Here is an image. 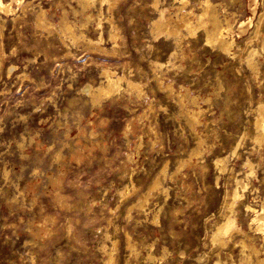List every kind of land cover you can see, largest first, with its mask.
Segmentation results:
<instances>
[{"label": "rangeland", "instance_id": "1", "mask_svg": "<svg viewBox=\"0 0 264 264\" xmlns=\"http://www.w3.org/2000/svg\"><path fill=\"white\" fill-rule=\"evenodd\" d=\"M27 1L26 10L14 3L18 22L3 15L0 27V264H241L242 236L212 242L215 225L229 216L264 253V231L251 230L247 209L264 200V140L255 137L264 21L253 33L264 0L256 14L253 0H213L235 13V26L252 20L245 35L235 33L233 53L208 44L201 30L181 41L155 35L154 0H119L117 48L100 1L86 12L76 0ZM199 1L183 10L198 11ZM160 5L174 18L182 7L178 0ZM40 6L58 29L37 28ZM65 12L78 34L91 14L83 31L102 34L105 49L63 37ZM250 46L259 50L257 72L248 64ZM107 69L142 90L94 103L84 88L104 81ZM188 110L198 112L194 129ZM155 178L163 190L151 189ZM236 179L247 188L231 212Z\"/></svg>", "mask_w": 264, "mask_h": 264}, {"label": "bare ground", "instance_id": "2", "mask_svg": "<svg viewBox=\"0 0 264 264\" xmlns=\"http://www.w3.org/2000/svg\"><path fill=\"white\" fill-rule=\"evenodd\" d=\"M76 1L79 3V5L82 8L81 12H86L87 9L91 7L92 5H94L96 1H100L101 3L100 16L103 15V12H102L103 5L107 7V15L105 18H107V21L109 23V28H110L109 40L112 42L113 48H117L118 46V42H117L118 27L115 24L114 17L112 16V14L119 0H76ZM178 1L181 2L182 7L179 9L178 14L174 18L173 16H171V13L170 14L167 13V9L161 8L160 0H154L152 7L154 6L155 8H157L158 15H159L158 18L152 22V32L155 33V35L158 36L161 34H167V35H172L176 37L178 36V41H181L187 35H195L198 30H201L204 32L205 39L208 44L222 51H225L227 53H233V50L236 47H240V45L237 42V39L235 38L236 36L235 33L237 32L238 36L245 35L248 32L250 25H252V20L250 19L248 21L243 20L239 22L237 26H235V21H236L235 13L227 12V9L224 7L222 3H215L213 0H201L198 3L199 7L197 6L198 11H195L196 5H191V9L186 12L185 10H183V8H185L190 3V0H178ZM14 3H17L20 7L23 6L22 7L23 10H26V8L32 4L31 1H27V0H9L7 2L5 0H0V13L2 14L0 15V27L1 28L7 25V20L5 19L3 15L7 17L13 16L12 23L13 22L16 23L18 22L20 18H22L21 15L18 14L17 8L14 6ZM258 4H259L258 0H253V5H254V7L252 8L253 14L257 13ZM47 9L48 8L45 9V7L43 8L40 6L39 10L37 11L35 23H36L37 28L40 27V28L47 30L48 32H51L52 30L57 28L56 27L57 25H55V23L48 16ZM77 12L78 10H75V13ZM92 18L93 17L91 14L86 13L85 19L81 21V25H80L81 33L78 34L77 29H79V27L77 23L70 21L65 12L62 17L61 26L59 29L61 30L63 37L68 38L73 43H78L80 40H84V42L86 41L87 43L86 45H88V47H94V48H97V50L98 49L103 50L105 48L102 46V42L104 41L102 34L99 36V38L92 39L88 37L83 31V28L87 26V24L90 22ZM263 21H264V13H261L255 25V30L253 31V33L256 34L255 36H258L260 24ZM98 27L99 28L102 27V19H100V21L98 22ZM259 35H261V33ZM261 49L264 51V39L262 40V43H261ZM248 51H249L248 64L254 71L257 72L258 63L255 60V55L259 52V50L250 46ZM156 66L160 67L162 66V64L156 63ZM103 75L105 76V80L101 81L100 84L96 86L88 84L84 88V91H86L90 95L94 103L99 104L101 103L103 98L119 93L122 89L127 90V91H137V92H140L142 90V87L139 83L134 82L132 79L127 78L125 75H122V76L115 75V73L111 71L110 69L105 70L103 72ZM161 88H162V83H161ZM166 89H168L170 93L173 94V96H176L174 95L176 94L174 91V88L171 85L170 86L168 85ZM177 97L179 99L178 103L180 104L181 113H182L183 112L182 110L184 108V99L182 98L181 93L178 94ZM185 97H187L188 100L191 101V103L193 102L196 104L197 102L196 97H191V95H187ZM186 112L184 113L186 114ZM257 113H258V116L255 120L256 121L255 122V126H256L255 137H256V141L261 143L264 140V101H259L258 106H257ZM197 114L198 112H196L195 110H190V111L188 110L186 114L187 122L192 126L193 129L195 128L194 124L198 117ZM193 133L195 132L193 131ZM200 139L201 138H198L199 143H200ZM201 147H202V144H201ZM217 164L220 166V169L222 171L226 170L227 166H226L225 159H218ZM247 165L251 168V171H252L254 166L250 160L247 162ZM155 180H153V182ZM246 188H247V183L245 182L244 179H236V188L234 191L233 202L232 204L230 203L231 212H232V208L234 204L236 203V201L244 195L242 192L245 191ZM151 189L152 190L153 189L163 190L161 180L160 179L156 180L153 183ZM145 201H148V198ZM144 203H141L140 205L144 207L145 206ZM247 209L254 213V216L250 223L251 230L263 232L264 231V200L262 201L261 208L259 210L252 208L250 205L247 206ZM238 235L242 236L241 241L240 242L238 241L239 247H240L241 264H249L250 262H252L253 264L254 263L264 264V253H262V250L259 247L258 249L251 242H248L251 239L250 234L246 233L241 227H239L236 223V218H233L232 216L227 217L225 220L215 225L213 229V234H212V242L215 244L224 246L227 244L228 240H232L234 237ZM115 244L116 243H114L113 246H115ZM127 248H129L131 252L135 251L134 246L131 244L130 241L128 242ZM151 256L152 254L150 255V257Z\"/></svg>", "mask_w": 264, "mask_h": 264}]
</instances>
